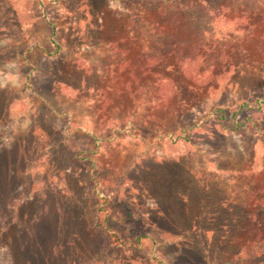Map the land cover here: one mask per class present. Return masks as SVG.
<instances>
[{
	"label": "rangeland",
	"instance_id": "1",
	"mask_svg": "<svg viewBox=\"0 0 264 264\" xmlns=\"http://www.w3.org/2000/svg\"><path fill=\"white\" fill-rule=\"evenodd\" d=\"M198 1L144 87L138 0H0V264H264V0Z\"/></svg>",
	"mask_w": 264,
	"mask_h": 264
},
{
	"label": "trees",
	"instance_id": "2",
	"mask_svg": "<svg viewBox=\"0 0 264 264\" xmlns=\"http://www.w3.org/2000/svg\"><path fill=\"white\" fill-rule=\"evenodd\" d=\"M238 1L239 0L235 1V7L236 3L237 6L239 5ZM138 2L142 5V7L151 10V12L153 13V17L150 18L132 15L130 16L131 19L129 21L131 24V32H138L133 36V39H135V37L139 35L140 37H138V39L136 40L143 41V48L147 49L145 53L139 55L138 58H136V61L133 62L132 65H130V74L134 75V78L136 80H140V75L136 73V68L139 67L142 70L141 75H154L153 78H147L142 81V86L145 87L147 85L149 86V82L151 83V81H153L154 84L159 81V77L161 76L162 72L158 69V67L166 60L168 55L175 53V56L180 64L181 62L189 59L196 61H199L198 58L201 59L200 54H193L196 53V47L195 42L193 41L194 35L191 33V28L199 26L197 23L204 25L202 29L203 34H207L208 29H206V26L210 25L211 29H214L213 11H215V9L210 7V5L208 4L199 2L198 0H138ZM227 7L231 9V5H227ZM202 30L200 32H202ZM200 32L198 30V33ZM186 34L188 35V37L186 36ZM133 39L131 36L129 37L131 44L133 42ZM116 50H120L122 52L119 55V64H123L131 60L130 57L123 56L124 51L128 52L131 50V47L129 45H118L116 47ZM187 50L189 51L187 52ZM205 70L206 69L203 68L200 71L202 72ZM186 71H192L191 65H187ZM186 71L184 70V72ZM202 74L203 73H201L200 75ZM186 75L189 76L187 72ZM200 75H198V79L196 78L197 76H194L193 74L190 77H192L194 80L200 81ZM130 82L131 80L128 78L125 81V86ZM202 82L206 83V81ZM150 87L151 89L155 88L154 85ZM155 90H158V92H160L158 88H156ZM158 92H154L148 97V101L150 102V104L162 100L163 95ZM143 98L144 92L138 94L135 98V101H142ZM246 104H248V102H246ZM237 124L238 126L241 125L240 123ZM254 203L264 205V195H262Z\"/></svg>",
	"mask_w": 264,
	"mask_h": 264
}]
</instances>
